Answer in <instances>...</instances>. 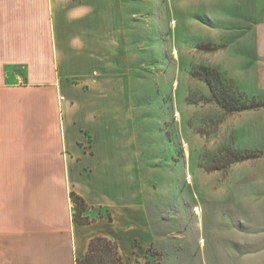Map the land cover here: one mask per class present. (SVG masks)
Returning a JSON list of instances; mask_svg holds the SVG:
<instances>
[{"label": "crops", "instance_id": "1", "mask_svg": "<svg viewBox=\"0 0 264 264\" xmlns=\"http://www.w3.org/2000/svg\"><path fill=\"white\" fill-rule=\"evenodd\" d=\"M136 1L0 0V264H77L94 237L127 264L124 244L141 239ZM190 5L213 36L238 38L211 65L235 62L234 81L264 100V0ZM71 192L89 207L87 224L73 221Z\"/></svg>", "mask_w": 264, "mask_h": 264}, {"label": "rangeland", "instance_id": "2", "mask_svg": "<svg viewBox=\"0 0 264 264\" xmlns=\"http://www.w3.org/2000/svg\"><path fill=\"white\" fill-rule=\"evenodd\" d=\"M190 4L136 1L131 48L145 60L135 69L147 94L138 141L147 219L141 239L124 244L125 262L264 264V107L238 110L264 100L234 81L235 62L225 72L211 65L238 38L213 36L208 21L191 20ZM74 214L86 216L73 204Z\"/></svg>", "mask_w": 264, "mask_h": 264}, {"label": "trees", "instance_id": "3", "mask_svg": "<svg viewBox=\"0 0 264 264\" xmlns=\"http://www.w3.org/2000/svg\"><path fill=\"white\" fill-rule=\"evenodd\" d=\"M217 76V72L211 70ZM264 107V103L248 102L238 106L239 111L257 110ZM72 204L87 212L89 207L79 195L75 192L70 193ZM87 209V210H86ZM110 219V218H109ZM73 221L84 225L88 223L87 218L73 215ZM77 264H122L117 245L105 237H94L90 240L88 251L83 259L77 260Z\"/></svg>", "mask_w": 264, "mask_h": 264}]
</instances>
